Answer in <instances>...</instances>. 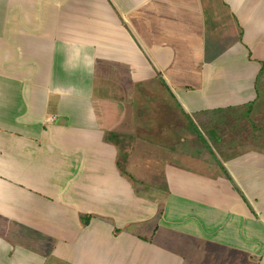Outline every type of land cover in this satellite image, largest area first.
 I'll return each instance as SVG.
<instances>
[{
	"label": "crops",
	"instance_id": "0c3cea01",
	"mask_svg": "<svg viewBox=\"0 0 264 264\" xmlns=\"http://www.w3.org/2000/svg\"><path fill=\"white\" fill-rule=\"evenodd\" d=\"M0 264H264V0H0Z\"/></svg>",
	"mask_w": 264,
	"mask_h": 264
},
{
	"label": "rangeland",
	"instance_id": "374dc122",
	"mask_svg": "<svg viewBox=\"0 0 264 264\" xmlns=\"http://www.w3.org/2000/svg\"><path fill=\"white\" fill-rule=\"evenodd\" d=\"M150 100H151V96H150ZM161 115H163V117L165 116V117H168V118H170L169 117V115L167 114V112H163V113H161L160 114V116ZM200 125V124H199ZM214 125H216L217 127H219V124H214ZM200 128V130L203 132V133H205L206 131L204 130L205 128L202 126H199ZM179 128H181V131L183 132V131H185V128L186 127H184V125L183 124H181V127H180V125H179ZM219 129V128H218ZM184 133V132H183ZM214 147H216L215 145H214ZM121 162H122V164H124V161H126V158L124 157V154H121ZM123 168V167H122ZM92 173V172H91ZM127 173V172H126ZM95 174H96V172H95Z\"/></svg>",
	"mask_w": 264,
	"mask_h": 264
},
{
	"label": "clouds",
	"instance_id": "9594fccd",
	"mask_svg": "<svg viewBox=\"0 0 264 264\" xmlns=\"http://www.w3.org/2000/svg\"><path fill=\"white\" fill-rule=\"evenodd\" d=\"M76 54H77V55L80 54L79 49L76 50ZM87 60H88V65H87V67L89 68V75H91V72H92V70H93V66H94V64H95V61H94V59H93L92 57H90V56L87 57Z\"/></svg>",
	"mask_w": 264,
	"mask_h": 264
}]
</instances>
